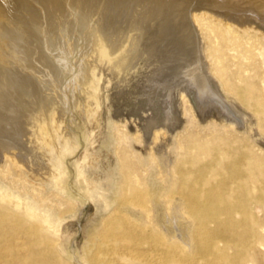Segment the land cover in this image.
Listing matches in <instances>:
<instances>
[{
  "label": "rangeland",
  "instance_id": "374dc122",
  "mask_svg": "<svg viewBox=\"0 0 264 264\" xmlns=\"http://www.w3.org/2000/svg\"><path fill=\"white\" fill-rule=\"evenodd\" d=\"M133 2L126 21L120 11L106 21L103 8L86 11L93 26L82 34L73 20L81 10L61 18L49 40L65 55L66 71L56 54H31L41 89L25 126L36 158L22 169L0 156V264H264V32L201 14L211 79L247 122L202 120L186 92L174 103L177 122L163 127L153 120L160 97L152 104L142 97L158 54L141 53L134 21L146 6L124 4ZM118 27L127 39L115 43ZM105 44L110 54L101 60ZM31 89L14 98L18 107L32 104Z\"/></svg>",
  "mask_w": 264,
  "mask_h": 264
},
{
  "label": "bare ground",
  "instance_id": "6f19581e",
  "mask_svg": "<svg viewBox=\"0 0 264 264\" xmlns=\"http://www.w3.org/2000/svg\"><path fill=\"white\" fill-rule=\"evenodd\" d=\"M35 2L36 0H0V156H5V155L8 156V158L11 161L19 165V168L22 169L30 167L32 165L31 162L36 158V154H35L36 152H34L33 151L34 149L32 150L29 144L27 143V140L29 139L27 138L28 136L27 134L30 129L32 130V128L27 130L26 126L28 125H26L25 122L26 120L28 121L29 119V117L28 119H26L28 113L34 109L33 106L37 105L36 104L38 98L37 90H39V88L41 87V84L37 82L39 80L37 77L38 75L36 76L37 77L36 78L34 73H33L34 77H32L33 74L32 75L30 74L31 71L37 69L35 68V65L33 63L35 59L34 61L31 59L33 58L31 54L32 53L34 54V52L37 51V48L38 50L42 49V51H45L48 54H53V55L56 54L57 58L59 56L60 68L62 69L66 68V66L64 65L66 63L63 64V61H61V59L63 60L65 55L60 54L57 51L58 49H56V47L51 45L50 42L51 39L49 40L50 34L53 33V31L57 28L56 25H58L59 27L61 26L58 24L59 21H62L63 19H67L68 17L71 19V16L74 15V12L76 10L78 11L81 10L83 12V16L76 19L73 18V20L75 23L77 22L76 24L77 27L74 28L76 29L78 28L79 33L82 34L83 30L89 28L91 24L90 18H88L85 14L86 11L87 12L89 10L98 11L97 10L98 7L103 8L105 12L103 14V17L101 18L102 21H106L109 18V16L111 17L113 16V14L115 15L117 11H120L122 17L124 15L126 16L124 17L125 20L127 19V14H128V13L126 14V12L129 10L128 6H132L134 4L133 2L130 3L129 5H126L127 3L124 4L126 0H38V2L36 3ZM143 3L146 6L145 12L144 14H141L139 11L141 16H139L140 18H138V20L134 21L135 22L134 24L136 26V31L141 29L140 35L138 36L139 41H142L141 46L143 48V51H141V53L143 52V55L148 54L151 60L154 57H156V54H158L157 62L156 65L154 66L153 73L151 76H147L148 78H146V80L143 83V87L141 88L142 97L146 103L152 104L157 99V97H160L159 99H161L160 110L158 111L156 116L153 117L154 119L151 117L154 121H156L153 122L159 123V125L161 124L163 125V127L173 126L177 122V117L174 112V103L176 101L177 94L181 93V97H182V94L186 92H192L193 95L195 96L196 113L197 116L202 120L203 119L205 120V118L209 116L211 117V115L214 116L217 115L226 122H228L230 126H234V125L236 126L244 123L245 121L247 122V116L244 113H242L240 109H237V107L234 106L235 104H233L232 102L230 103L225 101L220 96L219 92L216 90L215 84L213 83V80L211 79V75H210L214 71L213 69L211 70L208 69L205 63V59H206V56L204 54L205 52L203 53L202 51L203 39L201 36V27L198 23V19H199L198 17H201V14H207V15L210 14L211 16L215 17V19L221 20V23L223 24L225 23L224 25L226 26L228 25V27H230L232 24H236L235 25L236 27L237 25L240 24H246V25L254 24L258 26L259 28L258 31L261 33V31L264 32V0H143ZM144 5H142L141 7H143ZM126 7L128 10L126 9ZM143 8L140 9L143 10ZM63 9H68V10L64 11ZM65 12L68 14L65 15ZM130 13H132V11ZM89 15L91 14L89 13ZM61 18L63 19L61 20ZM111 20L112 19H110V21ZM103 24L105 23H102V25ZM101 27H102V31L105 30V27L103 26ZM137 27H140V29H137ZM116 30H117L116 33H112L113 34L112 38L114 39L113 42L120 39L122 40V38H124L125 36V35L123 36V34L121 33V30L123 32V29L119 30L118 27V29ZM90 32L91 31H89V33ZM124 33L126 32L124 31ZM68 34H70V32ZM103 34L105 35L106 33ZM112 34H109V37ZM56 37L58 36L56 35ZM88 37L89 35L86 36L85 38L86 44L88 43L87 41L89 40ZM94 37H96V35ZM94 37L92 39H94ZM130 37L131 35H129L128 38ZM133 38L135 40V36H133ZM125 39H127V36H125ZM130 39L132 40V38ZM205 39L206 38H204V40ZM56 41L58 46L61 47L62 46L61 38L59 37L58 40ZM135 41L132 40V42L135 43V46L131 45V47L134 46V48H136ZM119 43L120 42H118V44ZM88 44H94L93 40ZM108 44L110 43L108 42ZM127 46L125 45L124 47ZM105 47L106 44L105 46L103 45L100 48V51L98 52V57H100L101 60H105L110 54L107 52L108 50H106ZM118 48L120 50V47H116L115 50L113 48V51L111 49L110 50L114 52ZM141 49H137V50L140 51ZM91 51L92 50L90 49V52H86V51L84 53L82 51L80 52L83 53L82 56H87L88 55L87 53H91ZM117 52L119 51L117 50ZM129 52L130 51H128V53ZM133 52H131V54ZM137 52L138 51H136V53ZM187 52L189 53L187 57H183V55L187 54ZM125 54H123L124 57ZM38 55L40 57V54ZM129 55L128 57H130ZM42 57L43 56H41L40 58ZM66 59L64 60L66 61ZM151 60H149V62ZM54 61L56 62L55 59ZM36 62H37V58H36ZM45 63H46L45 65H47V62ZM154 63H152V66ZM123 64L125 65V63ZM51 66L53 65L51 64ZM131 66H134V64L133 65L131 64ZM49 68L51 67L49 66ZM46 69L48 70V68ZM50 72L52 73V71H49V73ZM53 73H55V71ZM36 74L40 75V73L37 72ZM45 75L46 74L44 71V76ZM54 76L58 77V75L57 76L54 75ZM35 78L38 80H36ZM40 78H42L41 80L44 79L43 77ZM52 79L53 82L54 81L53 76ZM61 79L63 78L61 77ZM45 80L47 79L45 78ZM50 81L51 80H49L48 82L50 83ZM45 82L46 81H43L42 83ZM60 83L58 81V83L56 84L58 85ZM52 84H55V82ZM31 87L32 89L31 91L29 90L30 92H28L27 95L30 96V99L32 97L33 102L30 100L32 104L27 103L26 105L25 103L23 105V103L19 101L20 103H22V106L18 107L17 100L15 101L14 98L17 95L24 93L23 91H25L26 93L27 90ZM47 87H51V86L47 84ZM54 89H56V86L55 88H53V90ZM47 92L48 91H46L45 93L47 94ZM55 94L56 93L54 92V96ZM54 96L53 98H56ZM44 97L42 96L43 99ZM57 97L59 99V96ZM45 99H47V97H45ZM48 99L46 101H49ZM16 115H18L19 117L17 120L15 119ZM31 209H27V212H30ZM45 222L47 223V221Z\"/></svg>",
  "mask_w": 264,
  "mask_h": 264
}]
</instances>
